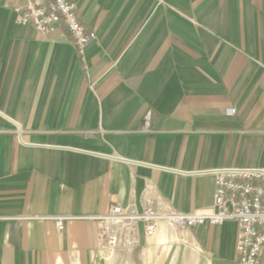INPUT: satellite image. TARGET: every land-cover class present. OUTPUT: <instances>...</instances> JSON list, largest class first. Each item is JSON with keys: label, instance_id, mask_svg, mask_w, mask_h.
Instances as JSON below:
<instances>
[{"label": "crops", "instance_id": "crops-1", "mask_svg": "<svg viewBox=\"0 0 264 264\" xmlns=\"http://www.w3.org/2000/svg\"><path fill=\"white\" fill-rule=\"evenodd\" d=\"M68 1L85 62L0 0V264H109L111 206L205 211V172L264 168V0ZM238 235L139 223L131 264H239Z\"/></svg>", "mask_w": 264, "mask_h": 264}, {"label": "built area", "instance_id": "built-area-1", "mask_svg": "<svg viewBox=\"0 0 264 264\" xmlns=\"http://www.w3.org/2000/svg\"><path fill=\"white\" fill-rule=\"evenodd\" d=\"M15 12L18 24L33 26L45 35L55 34L65 27L84 62L86 48L98 37L78 20L76 6L68 0H21ZM205 173L212 175L216 182L210 209L185 214L153 206L138 212L134 208L113 205L109 213L99 219L103 224L102 239L110 247L116 245L122 237L127 239L132 235L139 223L144 224L146 236L152 237L161 223L190 229L235 222L239 227L236 246L239 264H261L264 258V168H220ZM57 222L63 230L64 219H57Z\"/></svg>", "mask_w": 264, "mask_h": 264}, {"label": "rangeland", "instance_id": "rangeland-1", "mask_svg": "<svg viewBox=\"0 0 264 264\" xmlns=\"http://www.w3.org/2000/svg\"><path fill=\"white\" fill-rule=\"evenodd\" d=\"M177 230L184 231L186 229L176 228ZM129 239L121 238L116 242V245L109 246L108 242H106V247L108 250V258H111L109 264H131L132 255L134 246L132 242H128ZM181 254L177 253L174 257V262L176 264H182Z\"/></svg>", "mask_w": 264, "mask_h": 264}, {"label": "bare ground", "instance_id": "bare-ground-1", "mask_svg": "<svg viewBox=\"0 0 264 264\" xmlns=\"http://www.w3.org/2000/svg\"><path fill=\"white\" fill-rule=\"evenodd\" d=\"M161 224H165V223H161Z\"/></svg>", "mask_w": 264, "mask_h": 264}]
</instances>
